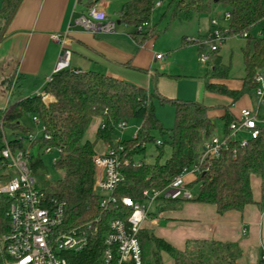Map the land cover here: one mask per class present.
Segmentation results:
<instances>
[{
    "label": "trees",
    "instance_id": "trees-1",
    "mask_svg": "<svg viewBox=\"0 0 264 264\" xmlns=\"http://www.w3.org/2000/svg\"><path fill=\"white\" fill-rule=\"evenodd\" d=\"M159 1L161 5L158 7H161L162 0L126 2L119 11L120 22L134 27L149 23ZM19 3L20 0H5L0 18L8 22ZM218 5L225 7L229 13L228 26L232 33H248L244 38V75L240 89L229 88L223 83L230 77L231 65L223 62L220 48L210 52L206 62L204 91L229 99V105L208 106L198 100L168 98L156 90L151 91L94 70L66 68L55 73L52 81L44 86V91L53 97L50 103H45L40 93L22 94L20 84L10 90L11 82H6L14 100L9 107L0 108V135L2 129L5 134L8 131L14 136L10 139L13 145L24 147L32 129L24 126L22 119L31 115L33 120V116H37L46 127L44 134L48 138L39 137L35 143L39 144L40 150L50 146L58 151L55 165L63 172L62 176L53 182L47 180L45 188L50 197L66 202V228L98 220V230L90 234L87 247L80 252L66 254L69 264H102L104 236L110 221L114 218L127 220L131 214V210L124 205L103 209L100 205L101 195L93 190L97 141H104L109 149H121V158L129 161L127 166L121 167L124 178L115 190L116 197L128 196L141 200L144 189H164L184 168L196 162L202 141L217 129L214 119L210 117L211 111H224L219 119L226 128L237 117V113L230 108L245 97H254L257 87L255 75L264 68V32L261 36H253L251 32L264 20V0H169L161 20L167 22L168 26L176 22H190L211 15ZM155 32V25L152 28L148 26L143 32L136 31L132 36L143 43L149 37L156 36ZM187 37L183 38L184 43L193 44L187 42ZM157 100L173 104L175 113L171 128H164L157 117L154 105ZM259 116L264 120V112H260ZM96 117H101L106 127L101 129L99 126L95 140L91 141L86 134ZM133 118L141 121L137 136L115 141L116 123ZM155 131H159L164 138H157ZM148 144H155L159 152L154 162L145 160ZM164 145H168L170 154L161 161ZM31 166L36 175L43 170L40 153L34 154ZM203 166H208V170L193 175L194 180L187 184L188 188L194 183L199 184L197 195L189 200H161L155 207L164 210L193 201L214 205L220 215L228 211H242L246 205L255 203L253 177L262 179L260 204L264 203V125H260L258 138L247 147L238 148L235 154L228 150L219 159L208 160ZM6 178L0 153V182ZM149 214L155 213L151 211ZM8 229L5 218L0 222V264L10 259L2 240ZM138 237L142 248L141 264H165L164 256L173 264H243L242 250L236 242L191 241L184 249H178L145 225Z\"/></svg>",
    "mask_w": 264,
    "mask_h": 264
},
{
    "label": "crops",
    "instance_id": "crops-1",
    "mask_svg": "<svg viewBox=\"0 0 264 264\" xmlns=\"http://www.w3.org/2000/svg\"><path fill=\"white\" fill-rule=\"evenodd\" d=\"M4 1L0 0V13ZM128 1L131 0H20L8 22L0 18V108L11 105L14 95L10 90H14L16 85H22L21 91L25 92L39 93L37 91L40 88L44 89L46 78L53 73L61 48L60 44L51 38L53 33L67 34L66 43L72 51L70 69L98 71L146 89H149L153 82L155 90L161 95L175 98L178 94V82L166 73H155L151 61L152 57L153 62L165 61L172 55V51L165 53L164 58L158 60V53H155L154 48L141 50L142 43L132 34H127L123 29L124 23L119 20V11ZM92 5L106 11L108 21L115 23L113 32L93 34L74 23V19L86 15ZM211 18H197L198 30L204 31L201 38L210 31ZM186 36L189 35L183 34L181 37L182 46L186 45L183 41ZM245 43V39L232 36L220 48L222 52L225 49L230 51L231 55H235L238 64H241L243 74L239 76V86L236 87L227 80L223 81L232 89H240L242 86V53ZM145 46L147 44H144ZM147 54L151 55L147 57ZM145 59H150L151 62L143 64L142 60ZM131 63L140 66L143 71ZM230 65L233 69L232 63ZM6 82H11L10 90ZM203 85L204 79L201 78L198 81V101L208 106L230 104V100L225 97L205 92ZM242 108H256L255 97H245L230 109L238 114ZM260 112H264V107ZM223 114V110H213L210 117L219 118ZM101 121V117L92 121L86 134L87 139L95 140ZM261 121L264 122L262 119ZM186 180L193 181L194 177L189 175ZM261 182L259 177L252 178L255 203L246 205L242 211H228L220 215L214 205L193 201L159 210L155 207L156 203L150 210L155 214H149L144 225L178 249H184L191 241L236 242L242 250L243 264H260L264 251V203L260 204ZM6 209L7 200L0 196V222L6 218Z\"/></svg>",
    "mask_w": 264,
    "mask_h": 264
},
{
    "label": "built area",
    "instance_id": "built-area-1",
    "mask_svg": "<svg viewBox=\"0 0 264 264\" xmlns=\"http://www.w3.org/2000/svg\"><path fill=\"white\" fill-rule=\"evenodd\" d=\"M161 2L156 3V7ZM229 20L230 15L225 13ZM106 11L92 5L87 14L74 19V23L85 30L97 33L113 32L115 23L107 19ZM149 23L145 22L137 27L138 32H143ZM212 29L203 39L195 40L187 37V42L197 44L202 50L198 59L206 63L209 53L221 48L232 36L246 38L248 33H232L229 28L221 27L216 19L211 20ZM264 29L259 32L261 36ZM51 38L61 46L53 73L46 78L45 85L52 81L53 75L63 69L70 68L72 51L67 45V34L53 33ZM164 55L157 54L156 59L161 60ZM257 87L254 90L256 108H242L237 117L226 128L217 130L201 144V153L196 162L189 168L176 175L164 189L146 188L142 191L141 200L132 197L117 198V189L124 176L121 167L127 166L129 161L121 158L120 150L109 149L104 154H96L94 163L96 176L93 185L95 193L101 195V207L119 208L124 205L131 210L127 220L114 218L110 221L108 231L104 236V253L102 264H141L142 248L139 241V233L147 220L153 205L161 200L169 199H192L187 184V176L206 172L208 166H203L206 161L219 159L224 152L231 150L235 154L238 148H245L249 143L258 138L260 134V109L264 105V68L255 75ZM44 101L49 97L46 92L40 93ZM33 122L42 127L43 138H48L45 133L46 127L37 116H33ZM104 129L105 123L100 125ZM121 131L126 130L127 122L118 121L115 125ZM139 127L136 130L137 136ZM39 139L33 131L28 135L25 146L17 147L2 129L0 135L1 157L5 167L7 178L0 182V196H7V209L5 216L8 220L9 229L3 236V245L9 256L5 264H69L66 257L68 252H80L87 247L90 234L97 231L95 221L66 228L65 209L66 202L47 194L44 184L36 180L31 161L34 153L33 148ZM35 143V144H34ZM160 143V141H158ZM46 153L53 150L52 147L44 148ZM56 161V158H55ZM260 264H264V251L261 255Z\"/></svg>",
    "mask_w": 264,
    "mask_h": 264
},
{
    "label": "rangeland",
    "instance_id": "rangeland-1",
    "mask_svg": "<svg viewBox=\"0 0 264 264\" xmlns=\"http://www.w3.org/2000/svg\"><path fill=\"white\" fill-rule=\"evenodd\" d=\"M169 0H162L161 7H155L152 13L151 21L149 22L150 28L154 25L156 26L155 34L156 36H151L146 39L142 45L143 47L141 50L146 48H154L155 53L164 55L169 51H172V55L165 61L153 62V57L151 59L153 68L155 73H166L169 76H172L178 82V94L175 98L181 100H190V101H197L198 100V81L203 78L207 65L206 63H201L198 59L199 53L202 51L200 50V46L197 44H186L182 46L181 44V37L183 34H188L190 38L198 40L204 35V31L198 30V23L197 19H193L190 22H183L179 23L176 22L171 26L167 25V22L161 20V15L165 11L166 5ZM226 8L218 5L216 9L213 11L211 15H206L202 17V20L208 19L210 16L211 19H216L218 24L221 27L229 28L228 20L225 18ZM203 26V25H202ZM123 29L126 30L127 34H134L137 31V27L132 25L123 24ZM149 29V28H148ZM264 29V20L260 22L251 32L253 36H258L259 32ZM204 30V29H203ZM150 31V30H149ZM148 31V32H149ZM150 33V32H149ZM144 44L147 46L144 47ZM225 49L223 52L220 51L223 62L226 65H230L232 63L233 69H231V75L227 79L230 83H233L236 87L240 84V74L242 75L243 72L240 69L241 64H238L237 60L235 59V55H231L230 51H226ZM151 54H147L146 56L149 57ZM235 59V60H234ZM150 59L142 60L143 64H148ZM131 65H134L131 63ZM136 66V65H134ZM138 70L143 71L140 69V66H136ZM143 67V66H142ZM148 68L147 65H145ZM144 67V68H145ZM232 68V67H231ZM139 71V72H140ZM142 73V72H141ZM145 75V74H140ZM226 81V80H225ZM149 90L154 91L155 86L152 82L150 85ZM37 92L42 93L44 89L40 88ZM31 93H35L34 91L25 92L22 91V94L29 95ZM47 96L53 100L51 94L46 93ZM171 98L170 96H167ZM156 115L159 118L162 126L164 128H171L174 123V106L170 102L161 103L159 100L154 102ZM217 130L221 131L223 124L218 117H213ZM102 123V121H101ZM100 123V124H101ZM22 124L24 126L30 127L35 135L41 137L42 135V127L40 125H36L33 120L32 116L28 115L22 119ZM141 121L139 119L133 118L127 121V128L124 131H121L115 126L114 130V140H123V139H131L135 136L136 130L140 127ZM264 125V122L262 123ZM6 134L9 139H13L14 136L6 131ZM155 135L159 139H163L164 137L161 135L159 131H155ZM109 150L107 144L99 140L96 142L95 151L96 154H104ZM34 154H41V157L44 162L43 170L40 171V174H37L36 180L40 184H46V181H56L62 176V171L58 170L55 165V158L58 156V151L53 149L51 152L46 153L45 149H39V144H36L33 148ZM170 154V150L168 145H164V151L160 158L161 161H164ZM159 152L155 146V144H148L146 147V162H154ZM189 190L193 196L198 194L199 191V184L194 183ZM7 197L6 195L4 196ZM154 207V205L152 206ZM165 264H173L170 259L164 256ZM247 264H255L253 262H248Z\"/></svg>",
    "mask_w": 264,
    "mask_h": 264
},
{
    "label": "water",
    "instance_id": "water-1",
    "mask_svg": "<svg viewBox=\"0 0 264 264\" xmlns=\"http://www.w3.org/2000/svg\"><path fill=\"white\" fill-rule=\"evenodd\" d=\"M1 37H2V36H1ZM44 102H45V103H50V102H51V99H50L49 97H47V98L44 99Z\"/></svg>",
    "mask_w": 264,
    "mask_h": 264
}]
</instances>
